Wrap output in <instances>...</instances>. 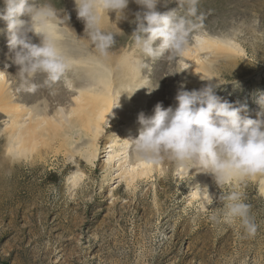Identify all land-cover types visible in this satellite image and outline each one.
I'll use <instances>...</instances> for the list:
<instances>
[{
    "label": "rangeland",
    "instance_id": "1",
    "mask_svg": "<svg viewBox=\"0 0 264 264\" xmlns=\"http://www.w3.org/2000/svg\"><path fill=\"white\" fill-rule=\"evenodd\" d=\"M38 2L52 4L64 21L60 27L67 33L66 39L87 53L90 49V54L98 58L87 39L85 24L77 16L75 0ZM177 6L161 0L157 11L163 13ZM4 7V0H0V10ZM143 11L140 5L130 2L125 10L129 17L124 22L119 23L115 17L103 26L116 34L111 55L104 59L114 76L122 57L134 55L131 35L136 28V13ZM199 12L204 15L203 27L193 33L190 42L209 34L235 40L246 52L244 60L235 65L218 58L217 75L222 86L215 94L237 107L246 106L242 115L262 118L258 114L264 113V108L257 99L264 94V0H200ZM28 36L37 44L33 33ZM8 40L6 22L0 20V63L6 68L13 63ZM66 54L70 57V52ZM167 55L155 62L145 60L150 67L140 76L148 77L144 86L156 88L151 92L143 88L142 106L136 105L139 111L142 108L144 113H154L158 103L165 108L176 107L177 101L169 100L171 92L167 90L171 77ZM74 69H70L66 81L84 80L78 79ZM193 84L189 91L207 83ZM7 121L0 113V264H264V193L257 182L218 186L211 175L197 179L190 172L181 177L177 172L181 165L164 160L162 171L127 188L105 168L110 132L122 131L128 125L118 118L108 124L116 125L107 127L94 164L80 156L70 159L53 155L34 163H10L4 146ZM139 127L137 124L135 135ZM80 172L85 177L74 188L68 179ZM237 185L245 193L258 225L251 238L242 234L238 225H215L209 219L222 211L219 197L227 196ZM196 190L211 194L213 199L204 203L193 196Z\"/></svg>",
    "mask_w": 264,
    "mask_h": 264
},
{
    "label": "clouds",
    "instance_id": "2",
    "mask_svg": "<svg viewBox=\"0 0 264 264\" xmlns=\"http://www.w3.org/2000/svg\"><path fill=\"white\" fill-rule=\"evenodd\" d=\"M134 2L144 11L136 13V28L131 35L134 55L127 58V63L133 73L142 74L150 67L146 59L155 62L166 53L167 60L182 56L190 37L203 27L200 0H163L165 4L178 5L163 13L157 11L161 0ZM128 4L129 0H75L77 16L84 22L87 39L98 58H109L116 44V34L103 27L105 14L109 18L108 13L114 12L116 21L126 19ZM4 5L0 20L6 22L12 60L19 66V91L45 90L49 96L57 95L72 67L62 43L67 38L60 27L63 19L52 4L38 0H4ZM30 32L42 37L39 45L31 42ZM38 77L42 78L39 83ZM213 78H217L216 83ZM202 80L208 83L201 89L182 88L178 92L176 107L165 108L158 103L151 116L139 114V135L130 141L136 155L151 164L169 160L189 171L195 168L210 173L218 186L264 179V113L258 114L262 118L257 119L242 115L246 106L237 107L215 94L222 85L216 74ZM142 87L147 86L120 92L113 107L118 106L122 93L131 98ZM257 103L264 108V94ZM219 202L222 211L209 217L213 224L238 225L247 237L256 235L258 225L251 214V205L238 185L227 196H220Z\"/></svg>",
    "mask_w": 264,
    "mask_h": 264
},
{
    "label": "bare ground",
    "instance_id": "3",
    "mask_svg": "<svg viewBox=\"0 0 264 264\" xmlns=\"http://www.w3.org/2000/svg\"><path fill=\"white\" fill-rule=\"evenodd\" d=\"M130 2L134 0H129ZM108 15L110 19L105 14L103 26L116 17L114 12H109ZM121 22H124V19L119 21ZM33 37L39 45L42 37L34 33ZM194 39L195 41L191 40L182 56L170 59L171 68L166 66L171 71L169 72L171 77L168 80L170 87L167 89L171 92L170 101H176L175 97L182 88L188 90L193 83V85L201 84L205 81L202 79L213 73L217 75L218 58L223 60L226 58L235 65L237 61H243L246 57V52L235 40L212 37L209 34L199 35ZM62 43L65 52H70L71 69L76 68L74 73H77L78 79L84 80L70 82L68 79L67 84L59 86V92L55 96H49L45 90L37 93L19 91V66L12 63L6 68L4 63V67L0 63V113L8 119L4 131L7 160L10 163L23 160L34 163L37 160L44 161L50 155L70 159L80 156L94 164L98 160L99 145L105 137L104 134L107 133L108 124L118 118L119 121H125L128 125L122 131H111L108 136L106 143L108 146L105 147V168L108 173H115L128 188L135 185L138 180L149 178L153 173L162 171L163 161L159 164H151L139 158L130 143L139 135H135L134 132L136 125L138 124L141 128L138 119L134 120L136 114L138 112L148 116L153 114L149 111L144 113L142 108L139 111L137 107L138 103L142 106L141 93L144 87L138 89L131 98L127 93H122L118 106L113 107L114 99L120 92L144 86L148 77L131 71L127 63V55H124L120 62L118 61V74L114 76L107 60L95 58L93 54H90V49L87 53L83 47H78L79 44L75 45L70 39H65ZM41 81L40 77L36 80L37 83ZM216 82L217 78H213V83ZM115 125L113 124V127ZM177 172L181 177L190 172L197 179L207 175L213 177L210 173L198 172L195 168L189 171L182 166L177 169ZM84 177L82 172L75 173L68 182L76 188ZM243 181L232 183L240 184ZM251 181L257 182L260 191L264 193V179L257 178ZM193 196L202 198L204 203L212 198L211 194L202 190H196Z\"/></svg>",
    "mask_w": 264,
    "mask_h": 264
}]
</instances>
